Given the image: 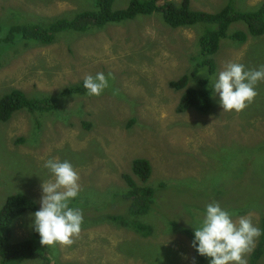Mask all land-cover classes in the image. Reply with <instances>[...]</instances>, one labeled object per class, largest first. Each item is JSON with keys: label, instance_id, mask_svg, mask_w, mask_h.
<instances>
[{"label": "rangeland", "instance_id": "1", "mask_svg": "<svg viewBox=\"0 0 264 264\" xmlns=\"http://www.w3.org/2000/svg\"><path fill=\"white\" fill-rule=\"evenodd\" d=\"M129 2L115 0L114 6ZM227 2L191 0V7L215 12ZM262 2L236 0L235 5L255 10ZM92 7L93 0H0V22L9 26L20 14L21 22L47 23ZM246 29L237 21L229 32ZM201 32L198 25L173 28L156 10L122 24L61 31L49 45L0 44V96L19 88L39 98L89 74L115 77L99 96L76 94L62 98L54 112L23 108L0 120V210L17 193L34 199L40 209L42 182L54 179L43 166L50 158L69 161L79 173L81 190L70 207L82 211L81 231L70 246H48L50 264H210L192 241L212 202L229 211L233 221L251 215L264 230V82L256 85L258 95L241 112H223L211 87L229 62L242 63L246 70L264 65V34L249 35L244 43L223 40L208 83L211 110L177 112L185 88L174 89L169 82L195 68ZM136 157L152 164L146 182L132 171ZM124 173L140 186L170 187L158 189L157 208L136 217L150 226L148 236L107 218L128 211V202L119 199L128 188ZM33 213L10 225L12 242L32 237ZM44 262L36 256L22 264Z\"/></svg>", "mask_w": 264, "mask_h": 264}, {"label": "trees", "instance_id": "2", "mask_svg": "<svg viewBox=\"0 0 264 264\" xmlns=\"http://www.w3.org/2000/svg\"><path fill=\"white\" fill-rule=\"evenodd\" d=\"M114 2L115 0H93L92 8L76 9L71 12L74 14L72 17H70L72 14H67L60 19L47 21V23L43 21L21 22L22 15L16 14L14 22H11L9 26L0 22V44H11L12 48L19 44L28 45L29 43L49 45L55 42L61 31L84 32L94 27L102 28L107 24H122L138 14L150 15L156 10L160 11L164 21L173 28L193 25L202 27L197 42L198 55L195 68L190 75L185 74L179 79L171 80L169 85L178 90L185 88L177 105V112L194 109L207 113L213 106V93L208 83L217 69L215 55L222 41L228 38L244 43L249 35L264 34V2L255 10H240L235 5L236 0H228L220 10L215 12L194 9L191 7V0H181L179 3L165 2V0H130L128 6L124 8H115ZM237 21H242L247 29L229 32L230 25ZM2 49L7 48L2 47ZM191 81L195 84L188 86ZM86 92L83 81L69 85L54 94L39 95V98L29 97L23 90L13 88L0 96V120H9L15 111L23 108L42 114L54 112L62 98ZM132 171L143 182H146L152 174V164L145 157H136L132 161ZM122 177L128 188L123 192L120 191L119 199L128 202V211L124 215L108 214L107 218L132 227L140 234L148 236L151 231L150 226L137 220L136 217L156 207V194L160 196L158 190L160 187H165L164 191L170 187L162 183L158 187L140 186L129 173H124ZM37 210L38 205L35 200L23 193L13 194L7 198L0 210L1 264H22L26 259L36 256L46 260L43 264L52 262L48 252L49 247L41 245L37 232L34 231L31 238L16 242L10 240V225L24 213ZM262 233H264L263 229ZM261 236L260 244L250 254L249 264H264V234Z\"/></svg>", "mask_w": 264, "mask_h": 264}, {"label": "clouds", "instance_id": "3", "mask_svg": "<svg viewBox=\"0 0 264 264\" xmlns=\"http://www.w3.org/2000/svg\"><path fill=\"white\" fill-rule=\"evenodd\" d=\"M109 78H115L111 72L107 77L102 72L86 75L83 87L89 96H99L109 87ZM259 82H264V65L258 70H246L242 63L229 62L211 81V87L219 95L223 112H241L258 95ZM43 166L54 179L42 182L41 207L31 214L32 226L40 236L41 245L70 246L79 236L83 222L82 211L70 207V201L81 190L79 173L69 161L58 158L46 160ZM262 234L251 215L233 221L229 211L212 202L206 206L200 226L194 228L192 247L199 255L210 257V264H248L246 257Z\"/></svg>", "mask_w": 264, "mask_h": 264}]
</instances>
